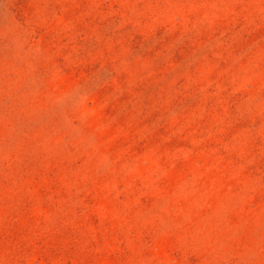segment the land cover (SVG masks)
I'll list each match as a JSON object with an SVG mask.
<instances>
[{"label": "rangeland", "instance_id": "rangeland-1", "mask_svg": "<svg viewBox=\"0 0 264 264\" xmlns=\"http://www.w3.org/2000/svg\"><path fill=\"white\" fill-rule=\"evenodd\" d=\"M0 264H264V0H0Z\"/></svg>", "mask_w": 264, "mask_h": 264}]
</instances>
